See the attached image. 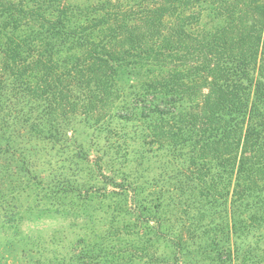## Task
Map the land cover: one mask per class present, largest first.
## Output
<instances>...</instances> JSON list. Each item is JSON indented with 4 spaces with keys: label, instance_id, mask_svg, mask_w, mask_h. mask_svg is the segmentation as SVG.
<instances>
[{
    "label": "trees",
    "instance_id": "16d2710c",
    "mask_svg": "<svg viewBox=\"0 0 264 264\" xmlns=\"http://www.w3.org/2000/svg\"><path fill=\"white\" fill-rule=\"evenodd\" d=\"M44 216L47 264H264V0H0V228Z\"/></svg>",
    "mask_w": 264,
    "mask_h": 264
},
{
    "label": "rangeland",
    "instance_id": "374dc122",
    "mask_svg": "<svg viewBox=\"0 0 264 264\" xmlns=\"http://www.w3.org/2000/svg\"><path fill=\"white\" fill-rule=\"evenodd\" d=\"M91 1L94 0H69V3L82 5ZM30 31L38 33L36 26L32 25L21 35L25 36ZM94 134L89 124L82 123L75 127L76 139L90 151L94 150L91 148ZM78 233L69 226V220L55 216L26 220L18 231H3L0 228V264H47L45 261L51 257V253L71 251L78 239Z\"/></svg>",
    "mask_w": 264,
    "mask_h": 264
}]
</instances>
